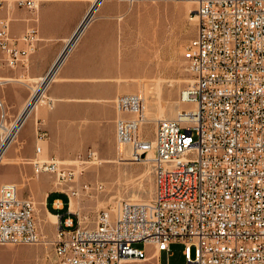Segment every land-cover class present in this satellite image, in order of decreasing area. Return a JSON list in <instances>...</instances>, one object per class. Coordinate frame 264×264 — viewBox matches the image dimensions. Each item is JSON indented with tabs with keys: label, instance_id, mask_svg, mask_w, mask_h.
Listing matches in <instances>:
<instances>
[{
	"label": "built area",
	"instance_id": "obj_1",
	"mask_svg": "<svg viewBox=\"0 0 264 264\" xmlns=\"http://www.w3.org/2000/svg\"><path fill=\"white\" fill-rule=\"evenodd\" d=\"M117 1L128 6L192 4L190 16L197 30L184 58L193 79L180 97L189 108L174 120H159L153 138L147 139L144 97L135 93L116 98V143L130 147L131 162L151 161L153 198L119 202L99 214L92 227L71 210L65 219L57 215L56 264L143 261L147 245L166 252L171 264L174 243L184 244V264H264V0ZM15 5L38 8L35 0H16ZM10 28L11 19L1 18L0 48L7 65L15 68L35 52L37 37L34 29L28 30L20 38L26 47L20 48ZM47 99L53 108L54 100ZM6 117L3 112L0 129L9 126ZM47 137L38 125L37 140ZM41 150L36 146V156L29 161L35 173L53 174L70 200L78 196L72 186L78 166L41 158ZM94 155L90 152L88 158ZM41 241L33 199L20 197L16 183L0 184V246Z\"/></svg>",
	"mask_w": 264,
	"mask_h": 264
},
{
	"label": "crops",
	"instance_id": "obj_2",
	"mask_svg": "<svg viewBox=\"0 0 264 264\" xmlns=\"http://www.w3.org/2000/svg\"><path fill=\"white\" fill-rule=\"evenodd\" d=\"M2 1H11L9 5H13L0 7V19H11L10 33L12 38L19 40L18 47H26L20 38L31 29L36 31L37 41L35 52L24 65L15 68L7 65L6 54L0 48V118L5 112L8 125H15L35 91L38 95L36 89L44 85L46 80H43L64 58L46 89L49 98L56 101V106L50 109L40 107L41 102L37 105L14 140L16 142L18 138L20 149L11 146L13 142L2 154L0 168L9 166L8 158L15 159L19 153L26 161L35 158L36 146H39L36 138L38 125L48 133L47 140L41 142L40 154L41 158L45 154L47 160L64 159L78 152L82 145L88 146L93 142V136H103L106 126L111 131L110 135L115 132L116 137L114 123L117 112L114 102L120 92L129 93V85L127 70L123 69L118 54L117 22L106 10L110 2L104 0L93 18L99 11L101 16L93 21L92 18L83 26L95 0H36V10L18 7L14 3L16 0ZM118 19L122 20L123 17L119 16ZM76 35L77 40L70 47ZM142 69H145V62L137 63L133 72L139 73ZM82 122L87 125L82 126ZM2 137L0 133V149ZM70 137L72 141L68 142ZM40 175L36 174L37 187L48 182L42 180ZM10 181V178H6L0 184ZM46 208L47 217L49 214L55 217L64 216L63 213L68 215L69 196L64 191L56 190L52 198L47 199ZM145 247L147 260L127 261L125 264H164L166 252H157L154 245Z\"/></svg>",
	"mask_w": 264,
	"mask_h": 264
},
{
	"label": "rangeland",
	"instance_id": "obj_3",
	"mask_svg": "<svg viewBox=\"0 0 264 264\" xmlns=\"http://www.w3.org/2000/svg\"><path fill=\"white\" fill-rule=\"evenodd\" d=\"M10 2L2 1L0 7H13L9 5ZM106 2H110L106 7V10H109L108 15L117 22L118 54L123 62V69L127 70L128 94L138 93L144 97L146 123L143 131L147 139H152L157 118L175 119L179 112L189 108L181 102L180 97L181 92L193 79L188 62L184 58L185 48L197 30L196 21L191 20V6L173 1L140 2L133 6L119 3L117 0ZM99 16L101 11L92 21ZM119 16L123 19L119 20ZM144 62L145 69L134 73L135 65ZM123 94L126 92H120L118 96ZM47 97L48 90L40 107L49 108ZM85 125L87 123L82 122V126ZM109 132L111 131L106 126L104 135L99 138L93 136L94 140L90 145H82L81 150L64 159L58 158L72 165V162H76L74 165L78 164L83 168L72 185L79 190L78 198L73 199V210L91 227L96 225L99 214L113 210L119 202H148L153 198L155 191L153 165L131 162L130 147L119 148L115 132L114 135ZM0 133L2 136L1 130ZM69 141H72L71 137ZM41 142L37 140L40 147ZM11 146L20 149L18 138ZM127 149L128 155L124 152ZM90 152L95 153L94 158H88ZM43 156L47 159L45 154ZM29 161L31 160L26 161L21 157L20 153L15 159L8 158L10 165L0 168V182L10 178L11 181L5 183H16L20 188L21 197L33 199L42 241L51 243L0 246V264H56L53 242L57 235V226L47 217L46 201L48 197L52 198L56 190H63L55 186L54 175L47 173L40 176L48 182L37 187L38 177ZM22 184L25 186H21ZM50 187L55 189L49 190ZM63 214L64 219L68 217L66 213ZM135 247L143 248V245L135 244ZM184 248L182 243L172 244L171 264L185 263ZM147 252L150 253V250L147 249ZM191 255L195 256V250L192 249ZM163 263L167 264L166 256Z\"/></svg>",
	"mask_w": 264,
	"mask_h": 264
},
{
	"label": "bare ground",
	"instance_id": "obj_4",
	"mask_svg": "<svg viewBox=\"0 0 264 264\" xmlns=\"http://www.w3.org/2000/svg\"><path fill=\"white\" fill-rule=\"evenodd\" d=\"M104 0H95V2H94V4H93V6H92V9H91V11H90V13L88 14V16H87V18H86V20H85V22H84V25H86L87 24V22L88 21H90L92 18H93V16L95 15V13H96V11H97V9H98V7L100 6V4L103 2ZM15 3V2H14ZM35 3H36V6H37V1L35 0ZM185 3V2H184ZM186 4H188V5H190L191 6V9H190V11L193 9V6H192V4H190V3H186ZM189 11V12H190ZM83 25V26H84ZM82 26V27H83ZM0 39H3V31L1 30L0 31ZM76 40H77V35L73 38V40L71 41V44L69 45L70 47H71V45H73L75 42H76ZM63 58L64 57H62L60 60H59V62L57 63V65L55 66V68L53 69V71L51 72V76L49 75V77L48 78H46V79H44L43 80V82L45 81V83H44V85L42 86V87H40L39 89H36L37 91H38V95H37V92L35 91L34 92V95H35V99H34V101H33V104L29 107V109H28V111H27V113L25 114V116H24V118H23V120H21V122L18 124V125H12V126H7L6 127V129H0L1 131H2V138H1V142H3V146H2V144H1V149H0V158H1V156H2V154L5 152V150L14 142V140L16 139V137H17V135H18V133H19V131H20V128H21V126L23 125V123L25 122V120L30 116V114L35 110V108L37 107V105L40 103V102H42L43 101V98L44 97H46V89H47V86L49 85V83L51 82V80L54 78V76H55V74H56V72H57V70L59 69V67H60V65H61V63H62V61H63ZM54 75V76H53ZM42 82V83H43ZM162 85V84H161ZM161 88V87H160ZM159 91H160V89H159ZM160 102V101H159ZM160 106H161V104H160ZM187 106H189V105H187ZM159 108V107H158ZM161 113H162V111H161ZM161 115V114H160ZM157 120L159 121V120H162V117H160V118H157ZM171 120H174V119H171ZM158 121H157V123H158ZM156 127H157V125H156ZM156 130V129H155ZM129 154V151L127 152V155ZM152 153H150V155H149V158H151L152 157ZM95 156V155H94ZM94 158V157H93ZM130 160V159H129ZM128 160V161H129ZM114 162V161H113ZM73 164H75L76 162H72ZM78 163V162H77ZM97 163V162H96ZM143 163H145V164H151V161L149 162V161H147V162H143ZM77 166H78V171H77V178H78V176H79V174L81 173V170L83 169V168H80L79 167V165L78 164H76ZM148 173V172H147ZM36 174V173H35ZM55 177V176H54ZM54 182H55V185H56V187H58V188H61L63 191H68L67 190V188H64V187H62V186H60L59 184H58V182H57V180H55L54 179ZM79 196V195H78ZM78 196H71V200H70V210L72 211V212H76V211H74L73 210V207H74V202H73V199H77L78 198ZM49 220L53 223V224H55V225H57V223H58V218H57V216L55 217V216H53V215H51V214H49ZM41 242H43L45 245H49L50 243L49 242H44V241H41Z\"/></svg>",
	"mask_w": 264,
	"mask_h": 264
},
{
	"label": "water",
	"instance_id": "obj_5",
	"mask_svg": "<svg viewBox=\"0 0 264 264\" xmlns=\"http://www.w3.org/2000/svg\"><path fill=\"white\" fill-rule=\"evenodd\" d=\"M52 71H53V70H52ZM52 71H51V72H52ZM51 72L48 74V76H47L46 78H48V77H49V75L51 74Z\"/></svg>",
	"mask_w": 264,
	"mask_h": 264
},
{
	"label": "trees",
	"instance_id": "obj_6",
	"mask_svg": "<svg viewBox=\"0 0 264 264\" xmlns=\"http://www.w3.org/2000/svg\"><path fill=\"white\" fill-rule=\"evenodd\" d=\"M48 199H50V197H48Z\"/></svg>",
	"mask_w": 264,
	"mask_h": 264
}]
</instances>
